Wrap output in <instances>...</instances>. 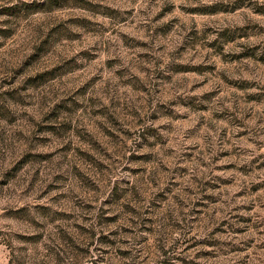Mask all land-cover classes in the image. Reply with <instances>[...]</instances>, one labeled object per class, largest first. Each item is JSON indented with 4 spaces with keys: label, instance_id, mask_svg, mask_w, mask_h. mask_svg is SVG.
<instances>
[{
    "label": "rangeland",
    "instance_id": "rangeland-1",
    "mask_svg": "<svg viewBox=\"0 0 264 264\" xmlns=\"http://www.w3.org/2000/svg\"><path fill=\"white\" fill-rule=\"evenodd\" d=\"M169 222L264 264V0H0V264H162Z\"/></svg>",
    "mask_w": 264,
    "mask_h": 264
},
{
    "label": "trees",
    "instance_id": "trees-1",
    "mask_svg": "<svg viewBox=\"0 0 264 264\" xmlns=\"http://www.w3.org/2000/svg\"><path fill=\"white\" fill-rule=\"evenodd\" d=\"M173 223H168L164 228V231L161 233V237L159 238L160 242L157 245L159 253L158 260H161L162 264H174L173 259L176 258V250L179 248V239L177 237H172ZM157 230V228H155ZM175 238V239H174ZM185 240H189L188 238H184ZM188 255L185 257H177L180 260H184L186 264H202L198 261L187 259Z\"/></svg>",
    "mask_w": 264,
    "mask_h": 264
}]
</instances>
